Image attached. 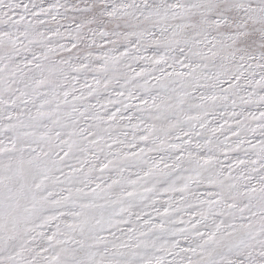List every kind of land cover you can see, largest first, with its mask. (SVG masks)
<instances>
[{
    "label": "snow or ice",
    "instance_id": "snow-or-ice-1",
    "mask_svg": "<svg viewBox=\"0 0 264 264\" xmlns=\"http://www.w3.org/2000/svg\"><path fill=\"white\" fill-rule=\"evenodd\" d=\"M0 264H264V0H0Z\"/></svg>",
    "mask_w": 264,
    "mask_h": 264
}]
</instances>
